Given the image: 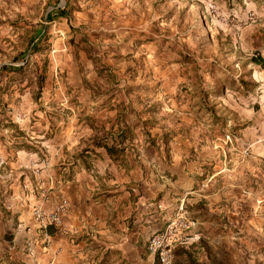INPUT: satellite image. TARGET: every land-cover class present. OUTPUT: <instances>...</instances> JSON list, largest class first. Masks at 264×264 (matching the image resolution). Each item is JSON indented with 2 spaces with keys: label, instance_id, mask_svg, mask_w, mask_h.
<instances>
[{
  "label": "rangeland",
  "instance_id": "1",
  "mask_svg": "<svg viewBox=\"0 0 264 264\" xmlns=\"http://www.w3.org/2000/svg\"><path fill=\"white\" fill-rule=\"evenodd\" d=\"M66 7L67 18L47 20L52 10ZM41 28L46 37L31 53L29 44ZM258 36L264 42V0H0V68L28 62L21 74H0L6 164L0 169V253L10 243L2 231L14 215L8 191L21 179L17 138L33 131H18L10 122L19 129L18 122L39 124L50 112L52 130L60 132L61 116L50 107L54 91L48 88H71L70 102L85 104L84 78L101 73L100 81L127 104L126 119L139 136L177 122L193 126L183 150L196 156L200 172H221L209 195L227 202L224 208L232 213L217 215L222 232L214 235L243 254L240 264H264V65L252 61L264 56L242 49ZM181 51L195 55L198 71L179 63ZM45 71L54 76L53 84L47 79L40 93L37 78ZM203 89L217 90L218 97L205 96L215 117L195 106ZM148 118L156 120L154 127L144 125ZM228 196L233 197L225 201ZM230 217L232 225L226 222ZM9 258L4 255L6 264L16 263Z\"/></svg>",
  "mask_w": 264,
  "mask_h": 264
},
{
  "label": "crops",
  "instance_id": "2",
  "mask_svg": "<svg viewBox=\"0 0 264 264\" xmlns=\"http://www.w3.org/2000/svg\"><path fill=\"white\" fill-rule=\"evenodd\" d=\"M259 38L242 49L264 56V42ZM100 74L84 78L85 104L70 102L71 88L65 93L60 88H48L54 91L50 107H56L61 116L60 132L52 130L50 112L39 124L18 122L20 131L32 129L33 136L17 138L19 146L31 145V150L16 147L21 179H14L8 191L7 207L14 215L7 230L2 231L10 243L2 248L0 264H6L4 255L15 264H160L149 254L148 242L166 228L180 208L195 227L188 233L189 244L176 248L174 264L244 263L241 252L226 248V237L214 235L222 232L217 215L224 211L232 216L224 208L227 202L209 195L212 181H217L221 172H200L194 164L196 156L189 157L191 152L183 150L186 143L190 144L184 135L175 136L169 150L161 151L151 145L147 135L136 134L126 119L127 104L117 100V91L107 89ZM53 78L52 74L47 78L51 85ZM123 108L126 111L121 126L129 127L130 133L122 164L115 162L105 148L94 146V136L100 138L102 134L95 135L85 117H93L95 126H106L109 131ZM2 148L5 146L0 141V169L6 165ZM61 199L69 204L61 226L41 231L32 209L51 212ZM209 212L214 218H206ZM226 222L232 225L233 218Z\"/></svg>",
  "mask_w": 264,
  "mask_h": 264
},
{
  "label": "trees",
  "instance_id": "3",
  "mask_svg": "<svg viewBox=\"0 0 264 264\" xmlns=\"http://www.w3.org/2000/svg\"><path fill=\"white\" fill-rule=\"evenodd\" d=\"M64 17H68V11H67V7L62 9V8H55L54 10H52L48 16H47V20L48 21H53L55 18H64ZM46 37V28H41L40 30H37L35 33L34 38H32V41L29 44L30 47V52L33 53L35 50L38 49L39 44L45 39ZM190 51V50H189ZM179 56L181 57V60L179 63L184 64L185 66L191 67L192 65L195 67V69H197V71L200 69V65L198 64L197 59L195 58V55L192 52H184L181 51L179 52ZM253 63L255 65H264V60L260 57L257 56L256 58H254ZM28 66V62L24 63L21 66H11V65H4L0 68V74L7 72V73H15V74H21L25 67ZM47 71H45V74H40L38 75V80H39V89H40V93L42 92L43 89V85L45 84L48 75H47ZM243 85L245 87H249V84L246 82H242ZM132 91V90H131ZM201 96L200 100L201 102L196 103L195 106L198 108V111L201 112L204 109H207L208 112H213L206 103L205 100V96L206 95H211V96H217V90H213L211 92H208L207 90L203 89L201 91V93L199 94ZM40 96V95H39ZM197 98L196 95L193 94L192 96V100L195 101V99ZM1 107V104H0ZM121 107H125L123 104H121ZM147 109V108H145ZM124 108L118 112L117 118H116V123H114L113 125H111L109 131H106V126H102V127H97L94 125V119L91 116H87L85 117L86 122L89 124V126L91 127V129L95 132V135H99L100 133L102 134L99 137L94 136L95 138V143L94 146L95 147H102L105 148L107 150V152L109 153V155L111 157H113L114 161L116 162H120V163H124L125 162V150L126 148L124 147L125 141L127 140V134L130 133V128H126V127H122L121 123L124 120ZM143 113L146 114H151V112L147 109V111L144 110ZM141 112L139 113V117L142 119L143 117L140 116ZM213 116L215 117V114L213 112ZM156 120H154L153 118H148L147 120H145L144 125L146 127L150 126V127H154L156 125ZM1 124V122H0ZM10 125L17 129L19 131V129L17 128V126H15L12 122H10ZM115 126H117V129H115ZM139 124L136 125V127H138ZM193 126L192 125H187V124H183V122H177L175 127H169L164 128L163 127V131L162 132H157L156 134H151L150 131L148 130L146 132V135L149 138V142L151 143L152 146H154L155 148H157L158 150H164V151H168L169 150V145L170 142L172 141V139L175 136L178 135H184L188 138L192 137L189 134L190 129H192ZM132 131V130H131ZM20 135H23V132H20ZM111 141H113V143L111 144ZM117 141H119V143L117 144ZM17 149H21V147H25L27 150H31V147L27 144H23L22 146H17ZM175 254V252H174Z\"/></svg>",
  "mask_w": 264,
  "mask_h": 264
},
{
  "label": "built area",
  "instance_id": "4",
  "mask_svg": "<svg viewBox=\"0 0 264 264\" xmlns=\"http://www.w3.org/2000/svg\"><path fill=\"white\" fill-rule=\"evenodd\" d=\"M68 206V201L61 199L51 212L40 207H34L32 216L36 226L43 232L52 226H61ZM194 227L195 223L186 216L184 209L180 208L166 228L150 238L148 242L149 254L160 264H174L176 248L189 244L191 237L188 233Z\"/></svg>",
  "mask_w": 264,
  "mask_h": 264
}]
</instances>
